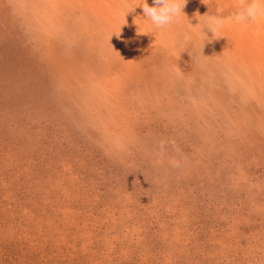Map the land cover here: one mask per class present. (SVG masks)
I'll list each match as a JSON object with an SVG mask.
<instances>
[{"label":"rangeland","instance_id":"1","mask_svg":"<svg viewBox=\"0 0 264 264\" xmlns=\"http://www.w3.org/2000/svg\"><path fill=\"white\" fill-rule=\"evenodd\" d=\"M143 2L0 0V264H264V15Z\"/></svg>","mask_w":264,"mask_h":264},{"label":"clouds","instance_id":"2","mask_svg":"<svg viewBox=\"0 0 264 264\" xmlns=\"http://www.w3.org/2000/svg\"><path fill=\"white\" fill-rule=\"evenodd\" d=\"M186 3L187 0H153V5L149 6L147 0H144L140 7L144 15L151 20L153 25L157 28H165L178 22L180 14L184 13L183 8ZM219 12L220 10L218 9V14L209 16L204 26V28H208L214 33L215 37H217V33L228 23H246L255 21L259 16L264 15V0H242L239 9L234 15L229 17H224ZM203 34L205 39H208L204 31ZM185 40H190V37L186 35Z\"/></svg>","mask_w":264,"mask_h":264}]
</instances>
